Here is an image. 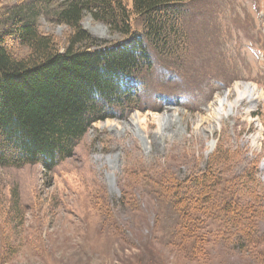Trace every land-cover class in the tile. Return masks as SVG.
<instances>
[{"label": "rangeland", "instance_id": "obj_1", "mask_svg": "<svg viewBox=\"0 0 264 264\" xmlns=\"http://www.w3.org/2000/svg\"><path fill=\"white\" fill-rule=\"evenodd\" d=\"M69 1L0 0V38L19 15L35 19L42 34L63 46L69 29L55 14ZM122 2L131 6V0ZM82 26L107 42L121 39L89 13ZM135 28L141 31V24ZM186 32L187 54L167 61L184 73L165 85L153 69L142 98L147 110L94 124L53 171L0 167V264H264V244L252 251L219 244L200 260L173 251L156 222L158 201L135 181L138 169L186 175L205 167L224 145L240 157L232 171L257 161L264 194L263 0L193 1ZM246 85L255 87L254 100L236 104V88ZM157 94L176 96L181 105L162 106ZM226 99V110L217 115ZM135 114L148 117L145 128L131 121ZM128 191L135 199L123 205Z\"/></svg>", "mask_w": 264, "mask_h": 264}, {"label": "trees", "instance_id": "obj_2", "mask_svg": "<svg viewBox=\"0 0 264 264\" xmlns=\"http://www.w3.org/2000/svg\"><path fill=\"white\" fill-rule=\"evenodd\" d=\"M193 1L131 0L128 7L122 0H70L55 14L69 29L63 46L42 34L35 19L12 16V27L0 38V167L53 171L73 156L94 124L147 110V75L157 69L168 85L184 73L167 61L187 54ZM86 13L121 39L107 42L84 29ZM14 43L24 51L16 54ZM154 98L162 106L180 104L176 96ZM237 153L221 145L205 167L186 175L136 170V183L158 201L156 222L173 251L200 260L219 244L248 251L264 244L258 163L232 171ZM131 199L130 191L123 192L121 204Z\"/></svg>", "mask_w": 264, "mask_h": 264}, {"label": "bare ground", "instance_id": "obj_3", "mask_svg": "<svg viewBox=\"0 0 264 264\" xmlns=\"http://www.w3.org/2000/svg\"><path fill=\"white\" fill-rule=\"evenodd\" d=\"M236 92L238 93L239 97L235 101L236 104H239L243 99L247 98L251 101L254 100L255 98V87L253 85H246L242 91H239V88H236ZM228 100L226 99L225 102H221L219 109H216L215 111L217 112V115H221L224 110H226V105L228 104ZM233 105H230V107ZM230 109V108H229ZM225 113V112H224ZM226 115L228 113H225ZM225 115V116H226ZM211 117V116H210ZM148 117L146 115H141V114H135L132 116L131 121L135 124L141 127L142 129L145 128V124L147 122ZM159 118V117H158ZM216 118V117H215ZM117 125V124H116Z\"/></svg>", "mask_w": 264, "mask_h": 264}]
</instances>
